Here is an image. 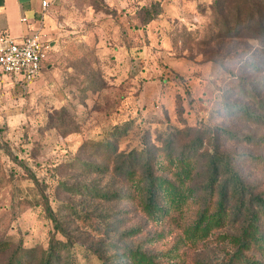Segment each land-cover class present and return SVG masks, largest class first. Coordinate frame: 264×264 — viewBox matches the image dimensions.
Returning a JSON list of instances; mask_svg holds the SVG:
<instances>
[{
    "label": "rangeland",
    "instance_id": "rangeland-1",
    "mask_svg": "<svg viewBox=\"0 0 264 264\" xmlns=\"http://www.w3.org/2000/svg\"><path fill=\"white\" fill-rule=\"evenodd\" d=\"M234 1L60 0L52 8L67 32L48 53L41 75L25 89L0 80V241L48 247L54 236L73 245L79 264H101L98 253L112 260L116 247L143 242L154 231L117 194L103 200L85 192L87 185L110 193L120 189L118 180L96 168L104 161L95 143L118 133V148L127 152L140 147L147 132L154 139L166 124L183 128L203 121L233 127L241 137L264 134V128L247 129L220 109L225 96L240 97L237 78H264L242 65L257 41L220 31ZM149 14L154 19L143 24ZM258 97L264 99V90ZM40 192L69 238L37 205ZM139 225L138 238L123 237ZM171 237L153 247L170 248ZM171 255H177L171 264L219 263L226 248L182 245Z\"/></svg>",
    "mask_w": 264,
    "mask_h": 264
},
{
    "label": "trees",
    "instance_id": "trees-1",
    "mask_svg": "<svg viewBox=\"0 0 264 264\" xmlns=\"http://www.w3.org/2000/svg\"><path fill=\"white\" fill-rule=\"evenodd\" d=\"M229 13L220 31L257 41L245 53L242 65L264 74V0H236ZM147 17L143 24L155 16ZM237 79L240 97L234 101L224 97L223 115L247 129L264 128V99L258 97L264 90V78L254 82ZM145 134L142 145L127 152L118 148V133L111 140L95 143V152H101L104 161L96 168L118 180L120 189L110 193L87 185L85 192L103 200L117 194L154 231L153 237L149 236L152 232L144 235L145 244L116 247L112 260L98 253L101 264H171L169 260L177 256L171 255L174 249L182 245L205 248L212 243L226 248V257L219 263L204 264H264V134L241 137L233 127L211 126L205 121L183 128L166 124L163 130H156L154 139L150 132ZM233 144L254 150L240 152ZM86 166L91 168L92 163L88 161ZM29 179L40 187L37 178ZM36 202L43 206L55 230L69 238L48 196L40 192ZM139 234H143L142 225L123 237L138 238ZM168 236L174 240L171 247L157 251L153 245ZM6 253L10 255L0 264H79L73 245L54 236L48 247H15L9 240L0 241V259Z\"/></svg>",
    "mask_w": 264,
    "mask_h": 264
},
{
    "label": "crops",
    "instance_id": "crops-1",
    "mask_svg": "<svg viewBox=\"0 0 264 264\" xmlns=\"http://www.w3.org/2000/svg\"><path fill=\"white\" fill-rule=\"evenodd\" d=\"M43 1L50 6L43 7ZM60 0H0V34L9 35L18 42L39 33L49 45V53L55 50L60 36L67 32L66 21L54 17L53 7ZM12 80L9 76L0 78Z\"/></svg>",
    "mask_w": 264,
    "mask_h": 264
},
{
    "label": "built area",
    "instance_id": "built-area-1",
    "mask_svg": "<svg viewBox=\"0 0 264 264\" xmlns=\"http://www.w3.org/2000/svg\"><path fill=\"white\" fill-rule=\"evenodd\" d=\"M50 3L43 1V7ZM49 45L39 33L33 34L21 42L15 38L0 34V78L9 76L24 89L37 79L48 59Z\"/></svg>",
    "mask_w": 264,
    "mask_h": 264
}]
</instances>
